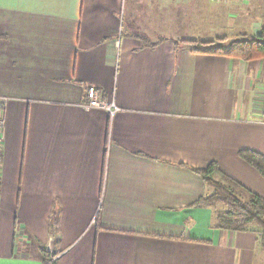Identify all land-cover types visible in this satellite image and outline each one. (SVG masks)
<instances>
[{"label": "crops", "instance_id": "1", "mask_svg": "<svg viewBox=\"0 0 264 264\" xmlns=\"http://www.w3.org/2000/svg\"><path fill=\"white\" fill-rule=\"evenodd\" d=\"M168 5L0 0V264L42 247L56 264H264L255 231L194 205L210 162L264 198L238 155H264V56L176 44L200 36L164 35ZM89 86L116 110L85 109Z\"/></svg>", "mask_w": 264, "mask_h": 264}, {"label": "trees", "instance_id": "2", "mask_svg": "<svg viewBox=\"0 0 264 264\" xmlns=\"http://www.w3.org/2000/svg\"><path fill=\"white\" fill-rule=\"evenodd\" d=\"M175 43H181L194 52L250 60L264 56V26L257 35L242 34L228 43L223 36H216L214 39H181ZM238 155L264 177L263 154L242 149ZM194 172L203 179L208 189L194 205L211 206L218 228L234 232L255 231L259 248L264 253V198L222 172L215 162H210L204 168L194 169ZM40 251L42 264H56L46 247H42Z\"/></svg>", "mask_w": 264, "mask_h": 264}, {"label": "rangeland", "instance_id": "3", "mask_svg": "<svg viewBox=\"0 0 264 264\" xmlns=\"http://www.w3.org/2000/svg\"><path fill=\"white\" fill-rule=\"evenodd\" d=\"M163 9L164 35L193 38L196 36L226 38V43L246 36L264 26V0H167ZM169 16V18L167 17ZM155 23L158 18H153Z\"/></svg>", "mask_w": 264, "mask_h": 264}, {"label": "built area", "instance_id": "4", "mask_svg": "<svg viewBox=\"0 0 264 264\" xmlns=\"http://www.w3.org/2000/svg\"><path fill=\"white\" fill-rule=\"evenodd\" d=\"M83 107L85 109L90 108H101L108 110L112 113L116 110V106L113 101H106L101 98L100 93L94 86H89L86 90V102ZM4 121L0 115V181H1V165H2V151H3V143H4Z\"/></svg>", "mask_w": 264, "mask_h": 264}]
</instances>
